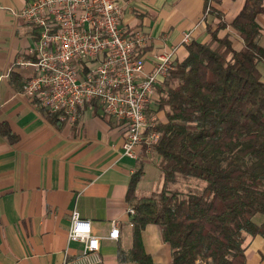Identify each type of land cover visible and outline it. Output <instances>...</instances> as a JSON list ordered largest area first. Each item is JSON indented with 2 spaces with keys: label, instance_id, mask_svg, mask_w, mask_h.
Masks as SVG:
<instances>
[{
  "label": "crops",
  "instance_id": "crops-1",
  "mask_svg": "<svg viewBox=\"0 0 264 264\" xmlns=\"http://www.w3.org/2000/svg\"><path fill=\"white\" fill-rule=\"evenodd\" d=\"M27 0H0V264H61L73 258L81 243L67 238L70 214L77 208L90 220L94 234L106 236L111 221L119 224L118 238L100 239V264H135L130 257L131 217L126 199L131 175L142 165L135 196H150L163 187L159 156L140 145L138 157L123 154L124 121L104 112L99 102L86 105L74 123L54 124L22 86L35 71L21 61L34 60L31 48L37 27L17 17ZM121 24L125 32L142 30L148 36L140 50L145 71L154 67V56L172 50L171 64L186 55L192 39L206 42L210 30L228 35L233 46L243 45L232 21L245 0H122ZM257 37L264 47V14H257ZM191 31L188 42L183 34ZM264 79V61L258 63ZM164 77L146 105V114L158 122L156 110ZM154 192V193H152ZM261 223L260 213L253 217ZM144 249L153 261L171 264V247L156 223L141 232ZM122 252L125 258H122ZM245 264H264V237L247 236Z\"/></svg>",
  "mask_w": 264,
  "mask_h": 264
},
{
  "label": "trees",
  "instance_id": "trees-1",
  "mask_svg": "<svg viewBox=\"0 0 264 264\" xmlns=\"http://www.w3.org/2000/svg\"><path fill=\"white\" fill-rule=\"evenodd\" d=\"M209 3L205 0V11ZM259 13L264 14V0H245L232 21L243 40L241 48L228 35L210 30L208 41L186 44L185 57L172 64L162 81L156 110H163L165 118L156 126L160 136L152 149L160 158L163 187L136 197L140 165L126 193L134 208L129 253L135 264H160L142 243L148 223L159 225L172 250L171 264H245L247 236L264 237V219H253L258 213L264 216ZM42 110L54 124L64 123L58 112ZM0 129L7 134L4 126ZM180 175L203 180L202 191L183 194L172 189Z\"/></svg>",
  "mask_w": 264,
  "mask_h": 264
},
{
  "label": "built area",
  "instance_id": "built-area-1",
  "mask_svg": "<svg viewBox=\"0 0 264 264\" xmlns=\"http://www.w3.org/2000/svg\"><path fill=\"white\" fill-rule=\"evenodd\" d=\"M124 3L27 0L13 12L37 27L30 49L34 60H20L35 71L22 93L44 110L58 112L65 123H74L86 105L99 102L105 113L124 121L123 154L137 158L138 146L152 148L160 136L158 120L146 114V105L156 92V83L171 68L172 50L155 54L153 69L145 71L140 50L148 36L140 29L125 32L121 24ZM190 34V30L185 32L182 40L188 42ZM127 212L131 217L134 208L128 207ZM118 235L116 220L111 221L108 234L100 236L92 232L90 220L73 208L67 238L80 242L81 248L77 256L66 257L61 264H100V239Z\"/></svg>",
  "mask_w": 264,
  "mask_h": 264
},
{
  "label": "rangeland",
  "instance_id": "rangeland-1",
  "mask_svg": "<svg viewBox=\"0 0 264 264\" xmlns=\"http://www.w3.org/2000/svg\"><path fill=\"white\" fill-rule=\"evenodd\" d=\"M203 187V180L190 175H180L176 184L172 185V189L176 188L183 194L200 192L202 191Z\"/></svg>",
  "mask_w": 264,
  "mask_h": 264
}]
</instances>
